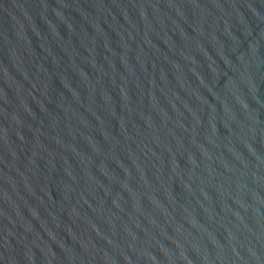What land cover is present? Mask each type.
<instances>
[{
	"label": "water",
	"instance_id": "water-1",
	"mask_svg": "<svg viewBox=\"0 0 264 264\" xmlns=\"http://www.w3.org/2000/svg\"><path fill=\"white\" fill-rule=\"evenodd\" d=\"M0 264H264V0H0Z\"/></svg>",
	"mask_w": 264,
	"mask_h": 264
}]
</instances>
